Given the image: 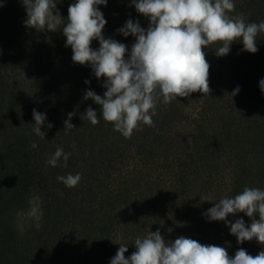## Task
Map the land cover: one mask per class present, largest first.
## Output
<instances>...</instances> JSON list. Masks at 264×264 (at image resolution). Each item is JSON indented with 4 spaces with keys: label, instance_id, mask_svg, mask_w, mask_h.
Instances as JSON below:
<instances>
[{
    "label": "trees",
    "instance_id": "obj_1",
    "mask_svg": "<svg viewBox=\"0 0 264 264\" xmlns=\"http://www.w3.org/2000/svg\"><path fill=\"white\" fill-rule=\"evenodd\" d=\"M0 1V264H110L120 244L128 246L125 257H130L135 239L157 230L165 241L184 236L224 247L230 257L240 248L252 256L264 250L256 240L239 244L224 222L204 215L245 187L264 190V93L259 87L264 33L257 36L256 54L243 51L240 40L223 57L214 48L204 49L210 96L197 92L168 104L161 98L153 125L141 124L126 138L103 119L100 106L83 99L88 90L103 96L104 79L72 61L63 24L50 37H37L24 24L22 0ZM72 3L57 4L65 21ZM234 4L229 15L264 22V0ZM98 7L107 21L103 36L129 51L135 38L118 30L129 19L145 30L149 26L131 0H108ZM91 47L98 49L99 42ZM33 48L30 79L21 82L15 75ZM237 87L239 93L231 96ZM88 107L97 111V125L81 117ZM33 109L53 125L42 126L44 139L32 131ZM69 113H75V128L65 131ZM58 147L71 153L67 167L47 163ZM77 173L81 180L73 188L57 180ZM34 197L40 219L20 229L17 218ZM227 219L251 224L244 213Z\"/></svg>",
    "mask_w": 264,
    "mask_h": 264
},
{
    "label": "clouds",
    "instance_id": "obj_2",
    "mask_svg": "<svg viewBox=\"0 0 264 264\" xmlns=\"http://www.w3.org/2000/svg\"><path fill=\"white\" fill-rule=\"evenodd\" d=\"M60 2L22 0L27 16L24 24L38 32H57L63 24L62 33L66 47L72 50V61L90 66L97 80L104 79L103 96L88 90L83 99L100 106L103 119L126 138L134 130H141V124L153 125L152 117L157 114L161 98L168 104L197 92L203 97L210 96V65L204 49L214 48L215 55L223 57L240 40L243 51L256 54L257 36L264 33V22L247 23L242 13L229 15L235 11L234 0H131L136 11L150 22L145 30L139 21L129 19L118 30L125 38H135L129 51L125 44L103 36L107 21L98 6H106L108 0H75L68 7L66 21L57 10ZM94 40L99 42L95 50L91 47ZM217 44L220 46L213 47ZM259 87L264 93V80L259 82ZM239 91L237 87L231 96ZM32 115L35 121L32 131L44 139L42 126L51 129L53 125L46 124L47 117L35 109ZM74 115L69 113L64 121L65 131L75 128L71 123ZM81 117L92 125L99 123L98 113L92 107ZM31 147L35 149L37 144L33 142ZM70 155L58 147L47 163L52 167H67ZM57 180L73 188L81 175L58 176ZM238 213L249 217L251 224L246 225L243 219L228 221L230 215ZM204 215L210 222H224L239 244L256 240L264 245V190L245 187L234 198L223 197L215 202ZM256 215L258 220L254 218ZM134 247L135 251L126 258L128 246L120 244L110 264H264V250L252 256L240 248L230 257L224 247L201 244L184 236L165 241L159 230L137 237Z\"/></svg>",
    "mask_w": 264,
    "mask_h": 264
},
{
    "label": "rangeland",
    "instance_id": "obj_3",
    "mask_svg": "<svg viewBox=\"0 0 264 264\" xmlns=\"http://www.w3.org/2000/svg\"><path fill=\"white\" fill-rule=\"evenodd\" d=\"M2 9H3V5L0 1V13L2 12ZM35 32L37 34V37L40 38H47L55 33L47 30L38 32L36 29ZM34 56H35V48L30 50L26 55L21 70L15 75V78L17 80L21 82H27L30 79L33 68ZM39 219H40L39 202L38 199L34 197L30 200L27 209L18 216L17 224L20 229H24L29 223L37 224Z\"/></svg>",
    "mask_w": 264,
    "mask_h": 264
}]
</instances>
